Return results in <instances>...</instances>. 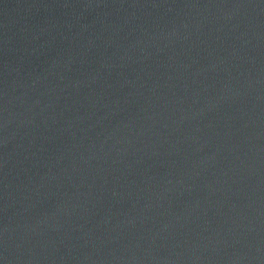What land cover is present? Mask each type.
<instances>
[{"label": "water", "instance_id": "1", "mask_svg": "<svg viewBox=\"0 0 264 264\" xmlns=\"http://www.w3.org/2000/svg\"><path fill=\"white\" fill-rule=\"evenodd\" d=\"M0 264H264V0H0Z\"/></svg>", "mask_w": 264, "mask_h": 264}]
</instances>
